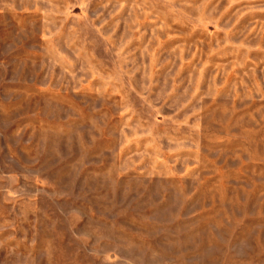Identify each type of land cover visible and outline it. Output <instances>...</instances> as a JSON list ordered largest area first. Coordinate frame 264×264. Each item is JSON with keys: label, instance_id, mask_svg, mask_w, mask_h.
Returning a JSON list of instances; mask_svg holds the SVG:
<instances>
[{"label": "rangeland", "instance_id": "374dc122", "mask_svg": "<svg viewBox=\"0 0 264 264\" xmlns=\"http://www.w3.org/2000/svg\"><path fill=\"white\" fill-rule=\"evenodd\" d=\"M0 264H264V0H0Z\"/></svg>", "mask_w": 264, "mask_h": 264}]
</instances>
